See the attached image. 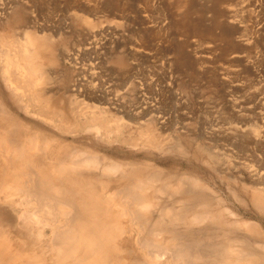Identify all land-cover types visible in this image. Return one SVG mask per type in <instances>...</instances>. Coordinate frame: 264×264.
<instances>
[{
	"label": "rangeland",
	"instance_id": "obj_1",
	"mask_svg": "<svg viewBox=\"0 0 264 264\" xmlns=\"http://www.w3.org/2000/svg\"><path fill=\"white\" fill-rule=\"evenodd\" d=\"M2 7L8 10L7 15ZM20 43L23 46L19 45ZM9 44L17 46V50L13 51L16 48L11 45L10 47ZM0 45L1 58L6 59L3 61L0 58V106H3L5 112L13 116L14 121L23 129L30 128V132L34 135L38 133L37 140H39L34 137L33 143L37 141L40 145L45 136L53 140L62 138L64 139L62 145L72 146L70 143L76 142L78 135L86 134L88 138L93 137L103 141L101 144L104 150L100 153L107 158L137 163L150 169V173L159 168L158 170L180 175L178 177L187 174V177L193 176L196 180L197 176L196 181L200 180L198 184L202 186L196 188L198 191L199 189L204 191L203 187L209 189L210 192L208 190L205 192L209 193L210 198L218 194L217 199L215 197L212 203L215 205L221 203L220 207L230 208L229 210L257 223L264 234V213L253 207L249 196L252 193L241 194V187H249L248 176L253 168L264 174V0H0ZM18 47L30 51L29 54L24 50L22 52ZM24 54L28 55V63L24 59L20 60ZM30 57L34 63V65L31 63L33 68H37V71L41 70L37 75L42 74L45 83L43 89L45 87L46 91L43 94L39 92L41 85L33 89H23L22 78H19L17 83L12 79L15 78L12 68L16 71L13 62L20 61L19 64L27 68ZM11 61L13 64H9ZM9 72L13 74L9 76ZM40 75L38 76L42 78ZM11 79L14 82H9ZM76 82H80L79 85L82 84L83 87L76 88ZM18 86L19 89L22 86L21 92L16 91ZM23 94H25L24 99ZM28 94L37 96L35 103L38 105L34 106L33 101L27 100ZM104 102L106 103L103 104ZM112 103L114 105H111ZM39 105L45 107L44 110ZM63 105L68 109L70 122L68 120L62 123L55 118L52 119L51 124L49 120L52 111L65 110ZM95 105L99 107L96 111H105L106 107L109 111L99 123V127H102L96 131L94 127L98 124L92 123L89 125L90 129H81L75 117L82 115L80 118L82 121H85L86 117L91 119ZM86 107H89L88 110ZM73 110L75 113L72 112ZM85 114L86 116H83ZM127 114H131L139 124L130 125ZM124 116L126 121L123 120ZM119 118L124 127H117V123L115 124ZM147 126H150V129ZM102 129H105V133H102ZM107 130L111 131L109 137L103 135ZM144 130L145 133L150 132L147 135L150 136L149 140H140L137 137V134ZM93 132H96V135ZM147 136L145 137L148 138ZM123 138L126 140L130 138L135 142L124 143ZM56 142H50L49 147L56 145ZM159 142H162V145ZM129 144L131 147L135 144L137 146L131 148ZM178 144L181 146L179 147ZM172 146L173 150H170ZM222 159L225 163L221 162ZM225 164L226 166H223ZM25 171L39 173L40 169L33 165L29 170L24 168ZM229 175L234 176L236 182L231 179L235 183L230 180ZM261 179L264 182L263 175ZM202 181H205L203 182L205 186L208 185L207 188L203 186ZM27 188L28 186L25 188L24 185L16 187L6 179V186L1 190L0 244L6 242L8 252L16 256V260L8 264H66L52 249L51 241L52 238L55 240L56 227L64 225L65 216L56 214L57 218L54 219L50 213H54L56 217L54 212L56 207L48 204L52 206L51 208L54 207V211L52 212L50 208L49 213L46 206L45 212L44 207L43 210L40 207V202L29 194L30 192L27 194ZM68 188L73 187L68 186ZM89 188L100 189L94 183L89 185ZM22 189L24 192L18 191ZM211 190L214 193L216 191L217 194L212 195ZM173 193L175 194V191ZM173 193L170 191V194ZM75 195L76 201L80 202L79 194ZM167 196L161 195L160 198L165 199ZM175 196H172L175 200L181 198V195L175 194ZM172 197L168 196L169 200L168 198L166 200L173 201ZM218 200L222 202L219 203ZM223 201L224 205H222ZM247 203L251 211L248 206L245 207ZM32 204L36 208L32 207ZM121 205L118 204L120 208L115 206V212L119 214L125 226L129 224L133 226L128 217L130 216L128 202ZM121 207L127 208L126 211ZM202 207L198 208L202 209ZM57 209L64 211L63 213L70 211L66 205H59ZM5 210L10 214H4ZM43 211L45 214L42 213ZM27 212L30 215L26 214V216ZM35 214L42 218L36 220ZM20 215L24 220L22 222ZM45 215L48 218L52 217L50 218L52 221L49 222ZM54 220H57L56 223ZM136 228L133 227L132 238L135 239L132 240L131 245L134 256L140 257L139 254H144L140 258L143 256L142 259L150 263L157 260L155 262L157 264L159 262L179 264L180 259H172V252L171 254L166 252L165 257L161 255L163 256L161 258L153 247H149L150 251L156 252H152L154 258L157 257L155 260L148 251L149 248L141 247L142 245L137 243L136 239H142L145 230L137 226ZM21 231L24 232V237L20 234ZM31 238L36 239L35 245L27 243L25 246L27 249L23 250L18 247L19 242L29 241ZM259 241L260 243L254 244L255 248L264 255V238ZM39 245H43L42 251L37 249Z\"/></svg>",
	"mask_w": 264,
	"mask_h": 264
},
{
	"label": "bare ground",
	"instance_id": "obj_2",
	"mask_svg": "<svg viewBox=\"0 0 264 264\" xmlns=\"http://www.w3.org/2000/svg\"><path fill=\"white\" fill-rule=\"evenodd\" d=\"M1 9L5 10L4 13H6V12L8 13V10H6L5 8L2 7ZM7 9H9V8H7ZM7 13H6V15H7ZM26 43H27V41H26ZM11 44H13V42ZM11 44H9V46ZM2 45L4 46V44H2ZM6 45L7 44H5V46ZM19 45L23 46L21 43ZM12 47H14V46H12ZM16 47H14V48H16ZM18 48H20V47H18ZM14 50H17V48L13 49V51ZM21 50H22V52L24 50V52H26L28 54L30 52L26 49H21ZM31 52L33 53V51H31ZM8 53H9V50H8ZM10 54H12V51ZM25 54H24L23 58L20 60L24 59V61H27L28 55L26 56ZM13 56H14V54H13ZM15 56H17V55H15ZM7 57H9V56H7ZM31 57H30V61H29L30 63L28 64L27 68H25L24 66L19 64L20 61L13 62L15 64L16 71H14V69L12 68V70H13L12 72L13 73L15 72V73L13 74V73L9 72V76H11V74H13V76H15V78H12V79H15L14 81L16 83L18 82L17 80H19V78H22L23 79L22 83L24 86L23 89L24 88L25 89H33L37 85H41L42 88L39 92L41 94H43L46 91L45 87L43 89V85H45V83L43 82V77L41 76L42 74L41 75L38 74L42 78H40L37 75V73H40L41 70L37 71L38 70L37 68L36 69L33 68L34 66H32V65H34V63L32 62ZM0 58H1V54H0ZM20 58H21V56H20ZM1 59H3V61H4L5 58H1ZM8 60H9V58H8ZM11 63H12V61L9 64H11ZM27 63H28V61H27ZM31 63H32V65H31ZM3 68H7V67L3 66ZM41 68H43V67H41ZM1 69H2V67H1ZM44 70H46V69H44ZM2 71H4V70H2ZM7 72L8 71L6 69V74H7ZM4 76H5V74H4ZM91 76H93V75H91ZM47 78H49L48 75H47ZM12 79L9 82H11V83L14 82ZM7 80H8V78H7ZM50 81H51V79H50ZM4 82H6V80H4ZM81 82H83V81H81ZM79 84H80V82L79 83L76 82V84H75L76 88H78V89L82 86V84L81 85H79ZM18 85H19V83H18ZM21 87H20V89H21ZM17 88L18 89H16V91L21 92L19 89V86ZM76 88L74 87V89H76ZM9 92H10V90H9ZM24 92H27V91L24 90ZM97 94L98 93L96 92V96H97ZM24 95L25 94H23V99H24ZM93 96H95V95L93 94ZM27 97H29V99H27V98L26 99L29 101H33L34 106H36L35 104H37V103H35V101L37 99V96L28 94ZM104 98H105V96H104ZM71 102H70V104H71ZM75 102H77V101H75ZM49 103H50V101H49ZM77 103H76V106H77ZM105 103L106 102H104L103 104H105ZM118 103H119V101H118ZM28 104H29V102H28ZM72 104H74V103H72ZM18 105H17V107H18ZM111 105H114V104L112 103ZM115 105H117V104H115ZM34 106H33V108H36ZM45 106H48V105H45ZM2 107L0 106V194L2 192L1 190L4 188V186H6V179H9V181L14 183L16 185V187L17 186L20 187V186L24 185L26 188L28 186V188H27L28 191L26 190L27 194L30 192L29 194L34 196V198L37 199L38 202H40L39 204H40V207H42V210H43V207L45 210L46 209L45 207L48 206V204H52L56 208L53 207L55 209V211H54V209L51 208L52 206H48L46 210L47 211L49 210V213H50V208H51L52 212L53 211L55 212V215L58 214L59 216H61L63 214V216H65L64 225L56 227V232H57L56 236H55L56 241L54 240V238H52L54 241L51 240L53 242V246L52 245L51 246H52V249L58 253V256H60L64 260V262H66V264H149L150 261L143 260L142 259L143 256H142V258H140L141 255H144V254H139L140 257H137V256H134L133 252L131 251L132 240L135 239L134 237L132 238L133 227L136 228V226L141 228V230H143V231L145 230V232H144L145 235L140 233L143 235V237L140 235L142 239H140V238L136 239V240H138L137 243L142 245L141 247H144V246L147 248L153 247V249L155 251H157V255H159V257H161V255L164 256L166 254V252L167 253L170 252V254L172 252V256H171L172 259H174V260L180 259L182 261L181 262L179 260L178 261L179 264H180V262H181V264H194V263L195 264H199V263H201V264H261L262 263L263 264V262H264L262 260V259H264V255H262L263 252H261L262 254H260L259 249L255 248V245H254V244L260 243L259 239L264 238V236H263L264 234H262L263 230L259 229L260 227L257 223L255 224L253 221L251 222L250 220L246 219L245 217H242L237 212L235 213L234 211L229 210L230 208L229 209L227 207L222 208L223 206L220 207L219 206L221 204L220 202H222V201L219 202L220 199L217 201L220 203L219 205L218 204L215 205L214 203H212V200L215 199V197L218 194L215 191V193L217 195L213 198L212 197L210 198V195H208L209 193L205 192L206 189L204 187H203L204 191H202L201 189H199L200 191H198L197 189L200 187L202 188V186H200L198 184V182L200 180L196 181L197 176H196V180H195V178H193V176L187 177L188 176L187 174H185V176L183 175L182 177H178L180 175H178V174L176 175V174H172V173H169L166 171L158 170L159 168H157V169L154 168L157 171L150 173V171H149L150 169L148 170V168H144L142 165H139L137 163H133L130 161L126 162L127 160L123 162V161H117L116 159L107 158L105 156H102L100 153L104 150L103 149L104 146L101 144L102 140L100 141L97 138H93V137L88 138L86 136V134H84L85 136H83V134L80 136L78 135V137H76L77 138L76 142L70 143L72 146H70L68 144L62 145L64 143V139H62V138L61 139L56 138L53 140V139H50V138L45 137V136H43L44 141L43 140L41 141L43 143H41L39 145L37 143V141L39 140V139L37 140V138H38L37 134L38 133L37 134L35 133L36 135H34L30 132V128L23 129L19 123L14 121V117L11 116L10 114H7V112H5V109ZM73 107L75 108V106H73ZM125 107H126V105H125ZM25 108H27V107H25ZM40 108H42V106H40ZM43 108H45V107H43ZM63 108L65 109L66 105H63ZM86 108L88 110L89 107H86ZM38 109H37V111H38ZM42 109H40V110H42ZM79 109H81V108H79ZM25 110H27V109H25ZM96 110H99V107L95 105L94 112L91 115L92 116L91 119L84 117L85 121H82L80 119L82 115L80 117H78V116L75 117V119L78 120L76 123L78 124V126L81 127V129L82 128L90 129L89 125H91L92 123L98 124V126L94 127L96 131H98L99 128L102 127V126L99 127V123L102 122V120L104 119L106 114H108L109 111L107 110V107L104 109L105 111H103V110L96 111ZM134 110L136 111V109H134ZM55 111L54 112L52 111L51 120H49V121H51V124H52V119L55 120V118L57 121H60L62 123L68 122V120L70 119L68 109H65L61 112H59V111L57 112V110H55ZM83 111H85V110H83ZM48 112H50V110ZM72 112H74V110ZM131 113H133V112H131ZM76 114H77V112H76ZM78 114H80V113H78ZM72 115H73V113H72ZM110 115H111V113H110ZM147 115H148V113H147ZM36 116L37 115H35V117ZM83 116H86V114ZM127 116L129 118L128 123L130 125L139 124L137 119H135L131 114H127ZM142 118H144V117L142 116ZM24 120L26 121V119H24ZM118 120L119 121L115 122V124L117 123V127L118 126L124 127L123 124L121 123L122 121H120V118ZM123 120H125V116H124ZM43 121H47V120L43 119ZM69 122H70V120H69ZM62 123H60V126ZM103 123H104V121H103ZM143 123H145V122H143ZM108 126L109 125H107V127ZM50 127L52 130V126H50ZM55 127H57V126H55ZM114 127H115V125H114ZM117 129L119 130V128H117ZM118 130H117V132H118ZM153 130L155 131V129H153ZM60 131H61V129H60ZM65 131H64V133L66 134ZM72 131H74V130H72ZM104 131H105V129L104 130L102 129V133H105ZM132 131H134V130H132ZM148 133H150V132H148ZM148 133H145V130H144V132L141 131V132H139V134H137L138 135L137 137L140 140L141 139L149 140L150 136L149 137L147 136ZM128 134H130V133H128ZM103 135H105V137H109V136H111V131L107 130L106 134H103ZM145 136H147L148 138H146ZM261 136L263 137V135H261ZM34 137H36V140H37L35 143H33ZM255 137L258 138L257 136H255ZM40 138H42V137H40ZM263 138H261V139H263ZM139 139H137V140H139ZM122 140L124 143H130V144H133L135 142V141L131 140L130 138H129V140H126L124 138ZM150 140L152 141V138ZM50 142L51 143L56 142V145H54L50 148L49 147L50 146L49 144H51ZM112 142H111V144H112ZM36 143L40 147H36L37 146ZM130 144H129V146H130ZM152 144H153V142H152ZM34 145H36V146H34ZM142 145L144 146L145 144H142ZM154 145H155V143H154ZM170 145H171V143H170ZM175 145H176V143H175ZM136 146L137 145L135 144L134 147H136ZM178 146L180 147L181 145L178 144ZM172 148H173V146L171 147L170 150H173ZM157 150H159V149H157ZM163 152H165L164 149H163ZM207 152H209V151H207ZM188 155H189V153H188ZM216 160H217V157H216ZM146 162H149V161H146ZM218 162H220V161L218 160ZM221 162L225 163V161L223 162V159ZM208 163L210 164L209 161H208ZM215 163H217V162L215 161ZM205 164H207V163H205ZM33 165L34 166L36 165L37 167H39V169H40L39 173H36L34 171H29V172L25 171L24 172V168H28V170H29V168H31ZM143 165H144V163H143ZM223 166H226V164ZM235 168L237 170V165ZM218 169H219V167H218ZM224 169H226V168H224ZM214 171H215V169H214ZM219 171H220L219 173H221V170H219ZM172 172H174V171H172ZM251 172L252 173H250V175L248 176V178L250 180L249 181L250 184L248 183L249 187H247V186L241 187L242 188L241 194H244V195L247 194L248 195L249 193L250 194L252 193L249 196H251V201L253 203L252 204L253 207L255 209H257L258 211L264 213V195H263L264 182L261 179V176L262 175L264 176V174L261 173L260 170H257V169L255 170L254 168ZM179 174L182 175L183 173H179ZM239 175H240V173H239ZM229 177H230V180L235 179L233 175H231V176L229 175ZM241 177H243V176H241ZM182 180H184V181H182ZM186 181H187V183H185ZM234 181H233V183L236 182V181L235 182ZM203 182L205 183V181H202V183ZM242 182H244V181H242ZM242 182H241V184H242ZM92 183L97 184L100 187V189L96 190L95 188H89V185H91ZM182 183L185 185V187H184V185H182ZM202 183H201V185H202ZM204 183H203V186H205ZM157 184H158V186H156ZM186 184H187V186H186ZM188 184H190V186H188ZM68 186L73 187V188L69 189ZM197 186H199V187H197ZM207 186L208 185H206L205 187L207 188ZM233 186H234V184H233ZM172 190H173V192L175 191V194H177L179 196L181 195V198L175 200L176 196L172 192ZM207 190H208V192H210L209 189H207ZM18 191L24 192L23 189L18 190ZM170 191L174 195L170 194ZM211 193H212V195L215 194L214 191H212ZM232 193H233V191H232ZM75 194H79L78 196L81 197L80 202L76 201V195ZM167 194H169L168 195L169 198H171L172 196L173 197L175 196V198L172 197V199H174V200L168 202L166 200L168 198ZM238 194H239V192H238ZM161 195H162V197L165 195V197L167 196V198H165V199L160 198ZM9 196H10V194H9ZM9 196H7V197H9ZM28 196L30 197V195H28ZM10 198H11V196H10ZM169 198H168V200H169ZM219 198H221V197H219ZM216 199H217V197H216ZM26 201L31 202V200H26ZM125 202H128V205H129L128 209H129L130 216H128V215L127 216L130 217V221H131V224L133 226H130L129 223H128L129 226H127V225L125 226V224L121 221V217H119V214H117V212H115V209H114L115 206L118 207V204L121 205V203H123L125 205ZM224 203L225 202L223 201L222 205H224ZM24 204L27 205V203H24ZM123 204L121 206H123ZM201 204L203 207L201 206ZM241 204H242V206H244L243 202ZM33 205L34 204H32V207H35ZM59 205L68 206L70 208V211L69 212L67 211L66 213H63L64 211L61 212L59 209H57V206H59ZM29 206H30V204H29ZM246 206H248L247 208L249 209L248 203H247V205H245V207ZM60 207H62V206H60ZM198 207H202V209H199ZM118 208H120V206ZM121 208L124 211H126V209H127V208L124 209L125 207H121ZM203 208H204V210H203ZM27 209H28V207H27ZM56 209L60 212L56 211ZM46 210H45V212H46ZM249 211H251V210L249 209ZM40 212H36V213H40ZM245 212H247V211H245ZM42 213H44V211ZM4 214H10V212H8V210H5ZM23 214L24 213H22V215ZM26 214L30 215L29 212L25 213V215ZM22 215H20L21 222L23 220V219H21ZM32 215L34 217V214H32ZM32 215H31V218L34 220ZM35 215L37 216V218H35L36 220L37 219L40 220L39 218H42V216L38 217L37 214H35ZM46 215H48V212ZM46 215H45V217H46ZM50 215H52V217L54 219L57 218V215H56V217H54V213H52V214L50 213ZM124 215H125V213H124ZM26 216H24V217H26ZM260 216H262V215H260ZM52 217H50V218H52ZM125 217H126V215H125ZM125 217H123L124 220H125ZM28 218H30V216H28ZM46 218H48V217H46ZM46 218H45V220H46ZM50 218H48L49 222L52 221ZM24 219H26V218H24ZM36 220H35V222H36ZM42 221L44 223V219ZM54 221H55L54 223H56L57 220H54ZM3 222H4V219H3ZM27 222H28V220H27ZM39 223H42V222L39 221ZM18 225H20V222ZM37 225H39L38 222H37ZM41 226H42V224H41ZM41 226H40V228H41ZM136 230H137V228H136ZM245 233L248 234V236ZM20 234L23 237L25 236L23 231H21ZM54 234H55V232H54ZM54 234H52V235H54ZM28 235H30V234H28ZM123 235H125L124 238H123ZM258 236L261 238H259ZM44 237H43V239H44ZM48 237H50V236H48ZM34 242H36V239L31 238V240H29V241L19 242L18 247L21 250L27 249V248H25V246H27V243L31 244V245H35ZM136 246H138V245H136ZM43 248H44L43 245H39V247L37 249L39 251L40 250L42 251ZM154 250L150 251V248L148 249V251H150L151 254H152V252L156 253ZM37 253H38V251H37ZM152 255H153L152 257L154 258V254H152ZM15 258H16V256H14L12 253L8 252V244L6 242L2 243V245L0 244V264H8L9 262L11 263V261L16 260ZM144 258H145V256H144ZM153 258L150 260L152 261ZM155 258H157V257H155ZM169 258H170V256H169ZM159 261H161V260L159 259ZM155 262H151L150 264H154ZM171 262H172V260H171ZM160 263L161 262H159V264ZM166 263H168V262H166ZM173 263L174 262H172V264ZM155 264H157V263H155ZM175 264H177V262Z\"/></svg>",
	"mask_w": 264,
	"mask_h": 264
}]
</instances>
